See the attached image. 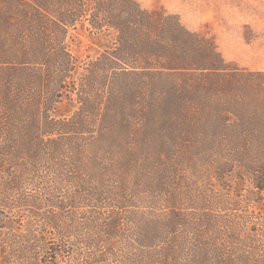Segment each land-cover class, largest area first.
<instances>
[{"label": "trees", "instance_id": "16d2710c", "mask_svg": "<svg viewBox=\"0 0 264 264\" xmlns=\"http://www.w3.org/2000/svg\"><path fill=\"white\" fill-rule=\"evenodd\" d=\"M229 181L264 198V69L138 0H0V264H256L176 214Z\"/></svg>", "mask_w": 264, "mask_h": 264}, {"label": "rangeland", "instance_id": "374dc122", "mask_svg": "<svg viewBox=\"0 0 264 264\" xmlns=\"http://www.w3.org/2000/svg\"><path fill=\"white\" fill-rule=\"evenodd\" d=\"M138 1L147 8L164 7L178 13L188 28L212 36L226 60L252 69H264V0ZM81 39L83 40L81 45L73 44L74 53L84 56L93 52L89 48V39L86 36H81ZM238 186L234 181H229L225 187L218 186V190L210 186L199 187L194 183L180 184V188L185 187L181 189V192L185 194L183 197L191 199L184 206L192 207L182 208V211L176 214L191 215L193 220L201 217L202 214L220 216L221 218L217 220L221 221V225L215 220L206 221L207 227L203 225V230L207 231L208 227L215 225L214 233L216 232L218 237L226 238L228 247H235V238H239L237 240L239 244L236 245L239 252L247 248L245 244L253 241L256 235L260 257L256 260V264H264V198L260 200L252 196L249 193V186L241 189ZM214 193L221 197L218 204L214 203L212 208H200L198 198ZM193 197L195 200H192ZM166 205L163 203L156 207H160L158 211L163 213ZM166 212L172 214L168 208ZM250 246L254 247L255 244ZM239 264H242L241 260Z\"/></svg>", "mask_w": 264, "mask_h": 264}]
</instances>
